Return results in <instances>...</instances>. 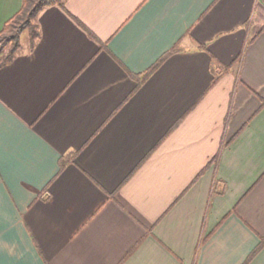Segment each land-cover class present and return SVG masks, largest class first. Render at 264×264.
Masks as SVG:
<instances>
[{
  "label": "crops",
  "instance_id": "0c3cea01",
  "mask_svg": "<svg viewBox=\"0 0 264 264\" xmlns=\"http://www.w3.org/2000/svg\"><path fill=\"white\" fill-rule=\"evenodd\" d=\"M21 3L0 0V30ZM34 19L0 66V264L264 258V0Z\"/></svg>",
  "mask_w": 264,
  "mask_h": 264
},
{
  "label": "trees",
  "instance_id": "16d2710c",
  "mask_svg": "<svg viewBox=\"0 0 264 264\" xmlns=\"http://www.w3.org/2000/svg\"><path fill=\"white\" fill-rule=\"evenodd\" d=\"M64 2L65 0H22L20 8L4 22V25L0 30V66L11 60L16 54V50L21 46L20 34L23 30L26 29L28 31L30 44H33L38 35L37 24L34 20L37 12L51 3H58L59 5L64 6ZM9 43L10 45L8 46L7 52H4V46ZM174 50L175 47H172L167 53ZM163 58L142 73L138 77L137 83H142L144 79L159 65ZM263 242L264 238H262L256 249H258Z\"/></svg>",
  "mask_w": 264,
  "mask_h": 264
},
{
  "label": "rangeland",
  "instance_id": "374dc122",
  "mask_svg": "<svg viewBox=\"0 0 264 264\" xmlns=\"http://www.w3.org/2000/svg\"><path fill=\"white\" fill-rule=\"evenodd\" d=\"M35 20V19H34ZM20 36H21V39H26L27 38V36H28V31L25 29V30H23L22 32H21V34H20ZM23 36V37H22ZM20 42H21V40H20ZM29 42H30V40H29ZM10 45V43L7 45H5L4 46V48H3V51L4 52H7V50H8V46ZM22 47V43H21V46L16 50V52H18V50H20V48Z\"/></svg>",
  "mask_w": 264,
  "mask_h": 264
},
{
  "label": "snow or ice",
  "instance_id": "6c2138e0",
  "mask_svg": "<svg viewBox=\"0 0 264 264\" xmlns=\"http://www.w3.org/2000/svg\"><path fill=\"white\" fill-rule=\"evenodd\" d=\"M251 251V250H249ZM253 264H264V258H261L259 260L253 261Z\"/></svg>",
  "mask_w": 264,
  "mask_h": 264
}]
</instances>
